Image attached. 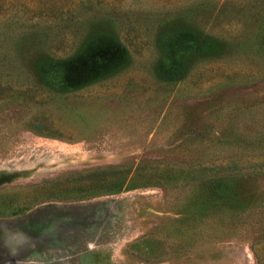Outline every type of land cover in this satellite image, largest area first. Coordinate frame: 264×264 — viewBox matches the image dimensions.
<instances>
[{"label": "rangeland", "instance_id": "obj_1", "mask_svg": "<svg viewBox=\"0 0 264 264\" xmlns=\"http://www.w3.org/2000/svg\"><path fill=\"white\" fill-rule=\"evenodd\" d=\"M0 264H264V0H0Z\"/></svg>", "mask_w": 264, "mask_h": 264}]
</instances>
